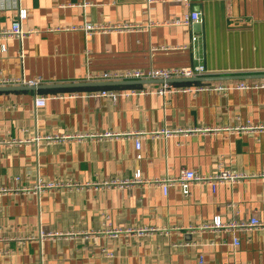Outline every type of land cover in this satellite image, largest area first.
<instances>
[{
    "label": "crops",
    "instance_id": "obj_1",
    "mask_svg": "<svg viewBox=\"0 0 264 264\" xmlns=\"http://www.w3.org/2000/svg\"><path fill=\"white\" fill-rule=\"evenodd\" d=\"M186 1L0 0V30L21 10L22 29L39 30L0 40V74L43 81L0 90V264H264V229L198 228L264 224V78L174 82L167 94L158 80L56 87L196 64L199 77L264 74V0ZM192 12L200 21L174 23ZM101 89L119 95L89 96ZM221 164L254 177L186 197L154 183Z\"/></svg>",
    "mask_w": 264,
    "mask_h": 264
},
{
    "label": "built area",
    "instance_id": "obj_2",
    "mask_svg": "<svg viewBox=\"0 0 264 264\" xmlns=\"http://www.w3.org/2000/svg\"><path fill=\"white\" fill-rule=\"evenodd\" d=\"M178 2H185V4H189L186 0H177ZM200 14L198 12H192L190 15L186 16L183 20H176L174 23L177 25H192L195 22L200 21ZM26 18V11L21 10L19 17L16 21L13 22L12 27L10 29H3L0 30V40L5 41L12 38L22 39L23 37L31 34L39 33L37 29H29L23 30L22 29V21ZM121 28H128V26L119 27ZM112 29L111 27H95V26H87L85 28L86 31L91 30H106ZM198 41V36H193L192 38V45ZM186 48V46H185ZM7 47L4 43L2 45V51H6ZM206 72L205 67L202 64L191 65L187 67H178V68H170V69H152L148 72H144L142 70H127V71H106L102 73H91L87 76L86 82H122V81H132V80H158L163 81L160 88L157 92L161 94L173 93L177 92L180 89L175 87L173 84L169 83L172 79H192L199 76L204 75ZM43 84V81L38 78L35 80H26L22 77H10L4 76L0 74V87H13V86H28V87H38ZM205 87H198L195 89L201 90ZM218 89L215 90H227L228 88L225 86H219ZM238 89L246 90L251 88L247 84H239L237 85ZM186 90V89H185ZM191 90V89H188ZM145 93V90H136L132 89L131 94H139ZM119 93H117L113 89H101L95 90L89 94V96H102V97H110L113 100H116ZM46 103V97L41 96L37 98L36 105L41 107L44 106ZM21 143V142H16ZM264 176V175H263ZM254 177V175H247L243 172H235L234 170L223 166L222 164L219 166L217 171L211 175H204L194 170H187L183 169L178 176H170L167 175L165 178L160 180H156L154 183L159 184L163 189V192L167 194L168 189L170 187H179L182 191V194L186 197L190 194V187L193 184H202L210 186L213 190L219 184H235L242 180L249 179ZM54 186L53 184H38L36 189L46 190L50 189ZM10 190L0 187V196L9 193ZM200 230L206 229H240L243 231H252L254 229H264V224L260 222L257 218H252L249 222L245 223H236L232 222L230 224H224L221 218L217 217L213 220L211 224H204L199 226ZM236 230V229H235ZM235 244H239V240H234Z\"/></svg>",
    "mask_w": 264,
    "mask_h": 264
},
{
    "label": "water",
    "instance_id": "obj_3",
    "mask_svg": "<svg viewBox=\"0 0 264 264\" xmlns=\"http://www.w3.org/2000/svg\"><path fill=\"white\" fill-rule=\"evenodd\" d=\"M252 77H262L264 78V74L259 75H223V76H210V77H197L193 79H173L169 82H180V83H188V82H210V81H220V80H243V79H250ZM143 80H132V81H122V82H80V83H73V84H61L56 85V87H87V88H94V87H112V86H122L128 84H141ZM147 82V81H145ZM162 83L163 81H159ZM42 86L38 87H28V86H13V87H0V90H22V89H31V90H39Z\"/></svg>",
    "mask_w": 264,
    "mask_h": 264
},
{
    "label": "rangeland",
    "instance_id": "obj_4",
    "mask_svg": "<svg viewBox=\"0 0 264 264\" xmlns=\"http://www.w3.org/2000/svg\"><path fill=\"white\" fill-rule=\"evenodd\" d=\"M173 80V79H172ZM169 83H171V82H169ZM172 84V83H171Z\"/></svg>",
    "mask_w": 264,
    "mask_h": 264
}]
</instances>
